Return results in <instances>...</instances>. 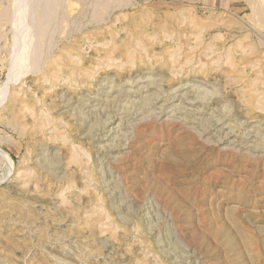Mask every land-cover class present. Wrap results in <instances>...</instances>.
<instances>
[{"label":"rangeland","instance_id":"1","mask_svg":"<svg viewBox=\"0 0 264 264\" xmlns=\"http://www.w3.org/2000/svg\"><path fill=\"white\" fill-rule=\"evenodd\" d=\"M0 264H264V0H0Z\"/></svg>","mask_w":264,"mask_h":264},{"label":"bare ground","instance_id":"2","mask_svg":"<svg viewBox=\"0 0 264 264\" xmlns=\"http://www.w3.org/2000/svg\"><path fill=\"white\" fill-rule=\"evenodd\" d=\"M24 13H25V12H22V14L20 15V19H19V20H20V27L23 26V27H21V28L24 29V31H23V29H22L23 34H24L25 30H26V28H25V27H26V25H25L26 22H25V21H27V20L25 19L26 16L24 15ZM25 14H26V13H25ZM19 20H18V22L16 21V22L18 23V25H19ZM16 22H15V23H16ZM26 32H27V30H26ZM26 32H25V33H26ZM24 36H25V35H24ZM26 36H27V35H26ZM21 41H22V39H21ZM20 44H21V43H20ZM23 52H24V50L22 51V53H23ZM22 53H21V54H22ZM24 53H25V52H24ZM24 53H23V54H24ZM25 54H27V53H25ZM20 57H21V56H20ZM22 57H23V56H22ZM20 59H21V58H20ZM17 64H19V63H17ZM16 67H18V66L15 65L13 68H16Z\"/></svg>","mask_w":264,"mask_h":264}]
</instances>
